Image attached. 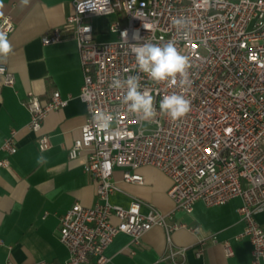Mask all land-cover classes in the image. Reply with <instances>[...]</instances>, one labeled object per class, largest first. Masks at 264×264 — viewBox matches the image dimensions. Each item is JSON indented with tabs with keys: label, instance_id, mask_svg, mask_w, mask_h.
I'll return each instance as SVG.
<instances>
[{
	"label": "built area",
	"instance_id": "2783aa9c",
	"mask_svg": "<svg viewBox=\"0 0 264 264\" xmlns=\"http://www.w3.org/2000/svg\"><path fill=\"white\" fill-rule=\"evenodd\" d=\"M73 11L65 28L78 40L84 81L81 98L87 105V120L69 149L71 158L87 150L86 170L97 181L93 205L75 202L60 216L59 237L69 250L64 262L41 260L31 264H103L107 247L119 233L139 243L155 225L168 236L165 264H181L186 248L174 247L171 231L187 227L199 233V225L176 221L172 214L155 206L142 211L143 201L133 198L128 206L111 202L119 189L113 178L117 167L123 179L143 182L137 171L142 165L161 169L172 180L168 190L176 208L192 211L196 201L220 205L235 196L242 198L238 212L245 225L242 235L252 242V264L264 263V0H72ZM116 14L109 24L115 36L99 40L93 17ZM190 20L191 37L185 39L174 19ZM144 24L151 25L149 30ZM14 27L9 14L1 15L0 30L8 35ZM138 36L139 39H134ZM62 38L55 29L44 37L49 43ZM175 40L178 50L189 57L190 84L157 83L139 71L133 44L150 40L163 44ZM0 75L13 86L16 75L0 61ZM138 76L141 90L155 98L157 116L141 120L128 111L124 88L113 87L116 78ZM176 92L190 101V111L173 121L159 110L163 95ZM59 90L43 99L32 91L23 100L30 111L28 126L37 134L42 150L51 146L43 123L51 110L68 103ZM115 117L110 128L101 130L95 117ZM18 130L12 128L2 149L7 155L18 149ZM8 156L0 165L9 166ZM217 241L216 236H212ZM227 256L231 243L223 242ZM205 239L199 238L198 256L204 253Z\"/></svg>",
	"mask_w": 264,
	"mask_h": 264
},
{
	"label": "crops",
	"instance_id": "0c3cea01",
	"mask_svg": "<svg viewBox=\"0 0 264 264\" xmlns=\"http://www.w3.org/2000/svg\"><path fill=\"white\" fill-rule=\"evenodd\" d=\"M0 3V17L9 14L14 21L8 35L13 50L0 61L16 75L13 86L0 75V159L8 156L10 160L9 166L0 165V264L64 262L69 250L59 237L60 216L75 202L90 206L97 198V181L85 168L87 150L77 157L69 156L87 120V105L80 96L84 73L78 40L65 28L73 3L30 0L24 7L20 0ZM115 17L116 14L93 17L99 40L104 35L114 38L109 24ZM55 29L61 30L62 38L45 43L44 37L51 36ZM54 90L69 100L46 116L42 131L50 134L51 146L42 150L37 134L28 126L31 115L23 100L29 91L46 99ZM12 128L18 130V149L7 155L2 145ZM40 156L45 157L42 164L37 163ZM137 171L143 175V182L127 181L123 179V169L115 168L113 178L119 189L111 195V202L128 206L137 197L143 201V212L155 206L172 214L176 221L199 225V233L187 227L170 233L174 247L186 248L181 264H252L251 239L241 234L245 222L238 212L240 196L213 206L198 200L187 212L176 208L168 193L172 180L166 173L153 165H142ZM257 217L264 221V212ZM214 235L217 241H213ZM201 237L205 248L198 256L195 250ZM226 240L233 249L231 256L224 251ZM168 243L160 225L146 231L139 243H134L131 235L119 233L107 247L108 260L103 264H165Z\"/></svg>",
	"mask_w": 264,
	"mask_h": 264
},
{
	"label": "clouds",
	"instance_id": "9594fccd",
	"mask_svg": "<svg viewBox=\"0 0 264 264\" xmlns=\"http://www.w3.org/2000/svg\"><path fill=\"white\" fill-rule=\"evenodd\" d=\"M29 2L30 0H20V5L24 7ZM2 7L3 4L0 3V8ZM190 23V20L185 17H178L173 21L177 31L185 39L191 37ZM143 27L149 30L151 25L144 24ZM134 39H139V37L135 36ZM12 50L8 34L0 30V58L6 59ZM131 51L135 56L134 67H138L139 71L145 73L152 81L157 83L170 81L172 84H176L179 77L181 86L190 84L188 76L190 59L178 50L174 39L163 44L145 40L139 46L133 44ZM113 87L126 89L123 101L127 105L128 111L140 117L141 120L152 121L157 116L155 98L148 90H141L138 76H129L123 80L116 78L113 81ZM159 110L173 121H177L190 111V101L184 95L176 92L165 94L159 102ZM114 119L115 117L104 113L95 117L101 130L109 129ZM44 162L45 157L37 158L38 164Z\"/></svg>",
	"mask_w": 264,
	"mask_h": 264
},
{
	"label": "rangeland",
	"instance_id": "374dc122",
	"mask_svg": "<svg viewBox=\"0 0 264 264\" xmlns=\"http://www.w3.org/2000/svg\"><path fill=\"white\" fill-rule=\"evenodd\" d=\"M112 38H113V36H111V35H110V36H109V35H104V36H101L100 39H101V40H103V39H104V40H106V39L108 40V39H112Z\"/></svg>",
	"mask_w": 264,
	"mask_h": 264
}]
</instances>
